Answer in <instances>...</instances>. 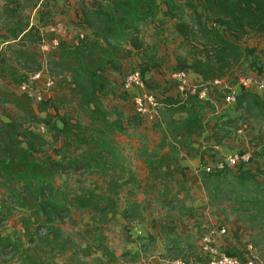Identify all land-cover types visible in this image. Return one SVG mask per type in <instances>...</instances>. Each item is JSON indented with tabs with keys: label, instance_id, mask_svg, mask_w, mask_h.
Segmentation results:
<instances>
[{
	"label": "trees",
	"instance_id": "trees-1",
	"mask_svg": "<svg viewBox=\"0 0 264 264\" xmlns=\"http://www.w3.org/2000/svg\"><path fill=\"white\" fill-rule=\"evenodd\" d=\"M10 1L18 6L9 10L21 15L22 0ZM94 1L96 5L90 6L87 0H78L80 23L88 25L91 32L80 33L72 40L61 37L59 44L46 54L48 64L60 69V74L54 75L55 83L46 98L36 103L26 93L0 88V93L8 95L20 109L16 114H9L8 119L0 120V173L21 184L30 199L39 202L51 214L65 209L63 204L44 196L45 189L52 186L53 177L61 169H116L114 134L125 132L130 126L138 127L143 116L136 111L125 114L118 107L109 109L105 106L104 96L119 95L107 71L121 70L122 56H137L136 68L141 71L147 88L156 90L158 85L152 84L147 76L161 66L158 43L161 30L158 29L162 24L172 21L173 30L180 38L176 69L197 73L203 84L213 85L216 79L222 83L231 79V86L243 75L239 76V70H243L246 63L249 67L256 66L257 58L264 60V47L260 55L256 46L246 43L248 35L264 32V0H163L161 16L159 0ZM149 23L158 28L153 33L155 40H149L144 33L143 27ZM28 26L29 22L21 16L15 25L8 26L3 36L9 44L1 50L0 67L11 56L27 67L34 61L33 71L42 67L38 52L10 43L23 37H31L33 41L52 39L58 33L52 30L43 33L39 28L32 31L34 26L31 29ZM27 78L25 73H16L8 82L20 83ZM218 88L219 85H214L212 92ZM160 101L156 124L162 138L157 150L148 152L145 157L149 168L148 187L156 189L160 183L163 191L159 198L168 196L164 205L188 213L192 208L186 206L185 199L178 193H172L171 186L178 179L177 173H181V180L187 179L185 172L177 167L181 152L198 151L202 158L199 172L210 203L219 207L224 198L235 194L231 207L238 212V219L250 228L253 246L263 244L264 187L250 186L256 180V172L248 165H241L236 170L208 171L204 166L209 162L210 150L202 148V143L198 148L194 145V138L202 136L210 126L207 113L216 111L214 101L188 90L162 91ZM237 103L246 110L242 121L249 122L248 113L254 111L264 117V94L241 90ZM218 120L214 123L212 136L220 144L226 135H220L217 130ZM34 123H45L55 140L64 139L61 145L54 147V152L42 158L37 154L45 150L50 140L34 127ZM120 178L111 176L108 186L101 191L85 188L76 195L73 204L104 213L114 211L118 195L131 179ZM184 197L190 198L188 191ZM140 205L141 202L133 200L125 211H133ZM162 227L165 230V226ZM182 236L170 240L178 245ZM184 236L188 245H195L192 233ZM0 244L8 246L13 241L9 236H0ZM238 255L243 256L242 253ZM30 259L28 264H39L35 256Z\"/></svg>",
	"mask_w": 264,
	"mask_h": 264
},
{
	"label": "rangeland",
	"instance_id": "rangeland-1",
	"mask_svg": "<svg viewBox=\"0 0 264 264\" xmlns=\"http://www.w3.org/2000/svg\"><path fill=\"white\" fill-rule=\"evenodd\" d=\"M159 2L161 4L159 8L161 16L164 1L159 0ZM17 6L16 2L0 0V60L2 58L1 50L9 44L3 35L8 26L15 25L20 16L29 22L28 28L31 29L34 26L32 31L39 28L40 32L43 33L50 30L49 25L52 22L61 21L62 27L59 32L63 38L68 40L75 39L80 33L91 32L92 30L80 23L81 8L78 0H22L21 6L23 8L19 16L16 15L15 11L9 10V8H16ZM187 15L185 14L186 17ZM45 23L47 25L44 26ZM157 29L152 23L143 27L149 40H155L153 33ZM158 30H161L160 41L158 42L161 67L154 68L148 75V80L152 84H157L158 87L156 90H152L147 88L145 84L140 92L151 90L161 95L162 91L176 92L177 87L171 83L175 82L172 80V73L176 70L175 58L180 38L176 36L173 30L172 21L162 24ZM246 43L256 46L261 55V49L264 47V32L248 35ZM10 44L38 52L42 67L49 74H60L59 68L55 65V67H51L48 64L47 51L43 54L39 40L33 41L31 37H23ZM119 51L122 53V50L119 49ZM122 61L121 70H108L109 75L116 82L119 96L107 95L103 97V101L109 109L118 107L125 108L126 111L128 109L135 110L132 100L133 90H125L123 81L127 72L137 67L138 58L137 56H122ZM256 61V66L249 67L246 63V67L239 70V76L242 74V76L264 75V60L257 58ZM34 67H36L34 61L27 67L26 64L15 61L13 56L9 57L4 62L3 67H0L2 74H9L8 77L0 74V88L14 91L8 80L16 73H25L29 77ZM238 81L233 85L239 84ZM191 82L197 83L198 86L202 84V82L199 83L193 79ZM230 84L231 79H227L214 91L215 94L213 95H215L216 100H212L216 104L217 112L209 110L207 113L211 123L215 122V119H219L217 130L220 135H226L219 147L211 149L208 161H214L234 150H251L253 148L254 153L249 168L256 172L257 177L250 186L257 189L263 188L264 117L254 114V111L248 113L249 116L246 113L249 122L242 121V114L246 110L238 103L226 104L224 101L225 92ZM239 89L242 91L254 90L245 87ZM253 92L257 91L254 90ZM121 98L123 99L122 105L119 104ZM125 103L128 104L129 108L124 106ZM19 111L20 109L8 95L0 93V120L8 119L9 114H16ZM126 111H124L125 114ZM156 122V119L143 117L138 127L130 126L125 132L119 131L114 134L117 146L115 170L94 168L79 171L63 168L56 173L52 180V186L44 191L46 198H51L65 206V209L56 214H51L49 210L43 209L39 202L33 201V198L30 199L31 197L21 184L6 179L0 173V236H9L13 241V244L8 246L0 244V264H28L31 262L30 256H35L39 264H150L149 260L154 255L153 237L144 235V232H136V230L143 225L149 226L151 219L158 213L161 205L159 197L163 187L160 183L156 189L151 186L148 187L149 168L145 161V157L149 155L148 152L157 150L156 147L162 138V132ZM36 124L39 123H34V127ZM47 137L50 142L46 144L44 151L38 152V158L54 152V147L64 142L62 138L55 140L51 131ZM243 142H245V146ZM160 152H163V149H160ZM55 156L59 157L56 154ZM114 175L120 176V180H128L131 177L118 195L114 211L104 213L89 207H76L73 204L76 195L85 188L104 190L108 186L109 178ZM175 184L173 183L174 186H178ZM235 196V194H231L229 198H224V203L219 207L210 203L214 209L211 212L213 213L217 207L221 210L220 212L224 213L226 219L224 222L225 232L235 230V227L239 226L240 223L245 228L242 232L244 231L245 234L249 235L251 241L250 228L246 227L243 220L238 219V212L231 207L236 199ZM207 197L210 202L208 194ZM133 200L141 202L142 206L140 205V208L137 207L133 211H125V208ZM126 212H129V215H125ZM197 221L196 224L199 227L200 224ZM216 226H213L214 236L217 231L221 230L220 227ZM203 232L198 230V232L192 233V239L195 243L201 239ZM168 238L171 239V236L168 235ZM186 238L182 236L179 240L185 246L172 243L171 249L168 250L171 257L192 258L191 256L196 250L188 245ZM169 243H171L170 240ZM258 247H255L258 251L255 256L264 259V243Z\"/></svg>",
	"mask_w": 264,
	"mask_h": 264
},
{
	"label": "crops",
	"instance_id": "crops-1",
	"mask_svg": "<svg viewBox=\"0 0 264 264\" xmlns=\"http://www.w3.org/2000/svg\"><path fill=\"white\" fill-rule=\"evenodd\" d=\"M87 3L90 6L96 5L94 0H87ZM85 26L89 27L86 24ZM107 72L109 75V71ZM190 76L191 79L195 80L196 82H202L200 75H198L197 73L190 72ZM109 77L116 86V82L112 79L110 75ZM116 88L118 89L117 86ZM138 91H140L139 88L134 89L132 92L134 94ZM213 94L215 93L211 92L210 96H212L211 99L215 101L216 98ZM122 101L123 99L121 98L119 101L120 105H122ZM124 106L126 108H129L127 103H125ZM123 109L124 111H126L125 108ZM132 111L135 110L128 109V111H126V114H130ZM215 122H210L208 130L202 136H197L194 138V145L197 146V148L200 146L201 143L203 144L202 148L208 151H211L212 148L219 147V144L216 143L215 139L211 135L214 131L213 126ZM243 144L245 146V142H243ZM201 164L202 158L198 151L188 153L186 150H183L181 152V157L178 161L177 167L185 172L187 179L185 181L181 180V173H177L176 178L178 179L173 183H176L178 186H174L173 184L171 186L172 193H178L181 198L185 199L186 206L191 207L192 209L189 210V212L187 213L186 210L180 211L178 208H171V206L169 205H164V202L168 199V196H163L159 198L161 199V205L158 213L151 219V224L146 227L145 225H143L142 227L140 226L138 228L139 230H141V233L144 232V235H150L151 238L153 237L154 255H152L151 259L149 260L150 264H172V260L174 259V257H171L168 254V250L171 249L172 243L175 242L173 240H170L168 238V235L172 238L181 235L184 236L188 233H196L198 232V230H200L201 232H208L213 226L216 225L218 227H225L224 222H226V219L224 213L220 212L221 210L217 207L213 213L211 212L214 209L208 200L207 192L203 184L201 174L199 172ZM186 191H188V193L190 194V198L184 197ZM173 205H176V202ZM196 220H198L197 223L200 224L201 229L200 226L198 227V225L196 224ZM238 225L239 226L235 227V230H228L225 233L217 231L214 236L217 245L230 254L238 255L242 253L244 256L257 255L256 253H258V251L253 246L252 241H250L249 235L245 234L244 231L242 232V230L245 228L241 226L240 223ZM162 226H165V230ZM180 239L181 238H179V240ZM169 240L171 241V243L168 244ZM178 245L185 246V244L180 243V241ZM192 247H194L196 250L193 256H191L192 258L205 259L209 256L208 252H206L202 247L201 239H198L195 245H193Z\"/></svg>",
	"mask_w": 264,
	"mask_h": 264
},
{
	"label": "built area",
	"instance_id": "built-area-1",
	"mask_svg": "<svg viewBox=\"0 0 264 264\" xmlns=\"http://www.w3.org/2000/svg\"><path fill=\"white\" fill-rule=\"evenodd\" d=\"M61 27V21L52 22L49 25L50 30L57 32L58 35L52 39L40 40L43 54L59 44L61 37H63L59 32ZM172 80L175 82H172L171 84L177 87V92H183L185 90L197 92L203 99L210 98L213 86L220 85L222 83L221 80L216 79L213 81V85L203 84L202 82V84L198 86L197 83L191 82L190 71L177 69L172 73ZM54 83L55 76L49 74L44 67H41L33 71L26 80L20 83H11L10 87L18 92L28 94L37 103L50 94V89ZM238 83L239 84L237 85L235 84L229 86L228 90L225 92L224 101L226 104L237 103L238 94L241 91L239 88L242 87L254 89L258 93L264 94V75H244L240 77ZM123 87L128 91H132L137 88L142 89L145 87V81L138 68L127 72L123 81ZM161 96L162 94L160 95L159 93L151 90L135 92L132 95L135 111L143 117L153 120L157 119L158 111L161 106ZM35 128L45 136H47L50 132L49 127L45 123L36 124ZM262 147L264 148L263 143ZM253 153V148H251V150H234L214 161H209L204 168L208 171L227 169L236 170L241 165L249 166V163L253 158ZM220 229L221 232L226 231L225 227H220ZM136 231L141 233V230L138 228ZM214 233L215 230L214 227H212L208 232H204L201 236L202 247L209 254L207 258L178 257L172 260V264H264V259H260L259 257L230 254L221 249L215 241Z\"/></svg>",
	"mask_w": 264,
	"mask_h": 264
}]
</instances>
